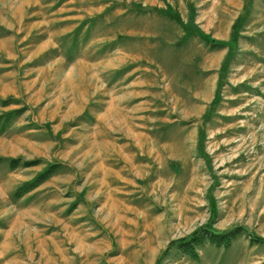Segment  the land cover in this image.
Here are the masks:
<instances>
[{
  "label": "rangeland",
  "instance_id": "374dc122",
  "mask_svg": "<svg viewBox=\"0 0 264 264\" xmlns=\"http://www.w3.org/2000/svg\"><path fill=\"white\" fill-rule=\"evenodd\" d=\"M0 264H264V0H0Z\"/></svg>",
  "mask_w": 264,
  "mask_h": 264
}]
</instances>
